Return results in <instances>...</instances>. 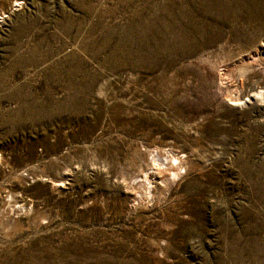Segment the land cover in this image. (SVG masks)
I'll list each match as a JSON object with an SVG mask.
<instances>
[{"label":"rangeland","instance_id":"374dc122","mask_svg":"<svg viewBox=\"0 0 264 264\" xmlns=\"http://www.w3.org/2000/svg\"><path fill=\"white\" fill-rule=\"evenodd\" d=\"M231 3L0 0V264H264V23Z\"/></svg>","mask_w":264,"mask_h":264},{"label":"bare ground","instance_id":"6f19581e","mask_svg":"<svg viewBox=\"0 0 264 264\" xmlns=\"http://www.w3.org/2000/svg\"><path fill=\"white\" fill-rule=\"evenodd\" d=\"M230 18L236 26L260 27L264 23V0H232ZM248 101L250 99L247 98L244 101L234 102L237 103L236 105H243Z\"/></svg>","mask_w":264,"mask_h":264}]
</instances>
